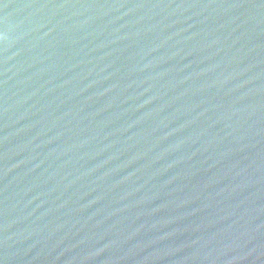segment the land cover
Wrapping results in <instances>:
<instances>
[{
  "label": "water",
  "instance_id": "95a60500",
  "mask_svg": "<svg viewBox=\"0 0 264 264\" xmlns=\"http://www.w3.org/2000/svg\"><path fill=\"white\" fill-rule=\"evenodd\" d=\"M0 264H264V0H0Z\"/></svg>",
  "mask_w": 264,
  "mask_h": 264
}]
</instances>
